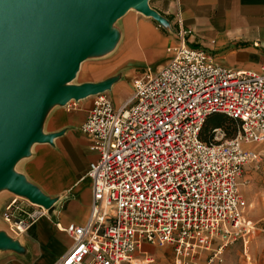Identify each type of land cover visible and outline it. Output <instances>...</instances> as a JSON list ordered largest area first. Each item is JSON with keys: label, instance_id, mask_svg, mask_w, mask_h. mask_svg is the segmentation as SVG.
I'll use <instances>...</instances> for the list:
<instances>
[{"label": "built area", "instance_id": "built-area-1", "mask_svg": "<svg viewBox=\"0 0 264 264\" xmlns=\"http://www.w3.org/2000/svg\"><path fill=\"white\" fill-rule=\"evenodd\" d=\"M189 34L179 31L164 68L135 78L121 105L104 93L94 97L81 125L98 156L86 173L90 215L84 225L64 228L73 245L56 264H155L146 244L171 247L172 264H192L187 256L193 261L199 252H209L211 264L252 228L240 179L261 154L241 145L264 152V63L259 72L216 65L187 45ZM212 115L236 121V134L222 142V128H215L202 140ZM44 213L13 198L4 221L19 235Z\"/></svg>", "mask_w": 264, "mask_h": 264}, {"label": "crops", "instance_id": "crops-1", "mask_svg": "<svg viewBox=\"0 0 264 264\" xmlns=\"http://www.w3.org/2000/svg\"><path fill=\"white\" fill-rule=\"evenodd\" d=\"M181 29L190 31L187 45L204 51L216 65L259 72L264 63V0H146L141 9H127L112 24L108 42L89 51L61 86L80 96L65 102L43 99L31 113L37 139L19 154V178L29 193L14 198L29 201L32 195L42 201L45 213L28 231L0 236V264H56L67 254L73 239L64 228L84 225L92 204L86 173L98 156L81 125L94 97L101 92L115 106L124 103L135 78L164 68L166 49L177 44ZM246 146L261 151V145ZM240 192L248 204L246 220L253 225L243 237L249 236L252 262L257 264V258L264 264V158L245 166ZM151 247L157 248L155 254L149 253ZM170 248L143 247L164 264H169L164 252ZM134 258L141 259L139 252Z\"/></svg>", "mask_w": 264, "mask_h": 264}, {"label": "water", "instance_id": "water-1", "mask_svg": "<svg viewBox=\"0 0 264 264\" xmlns=\"http://www.w3.org/2000/svg\"><path fill=\"white\" fill-rule=\"evenodd\" d=\"M145 1L0 0V58L19 59L24 46L39 44L45 27H51L50 22L57 12L75 26L73 35L79 43L73 49L56 52L53 58L45 54L48 55L46 61L34 63L24 74L10 75L13 90L9 94L8 89L0 93V103H3L0 106V186L6 185L18 195L29 193V188L22 185L7 166L9 157L20 154L28 141L37 139L32 129V111L43 99L65 102L79 97L78 90L61 86L72 78L80 60L89 51L108 42L114 21L132 6L141 9ZM5 74L7 77V73H3V77ZM20 139L26 144L19 150L16 143ZM28 198L33 204H43L32 195Z\"/></svg>", "mask_w": 264, "mask_h": 264}, {"label": "rangeland", "instance_id": "rangeland-1", "mask_svg": "<svg viewBox=\"0 0 264 264\" xmlns=\"http://www.w3.org/2000/svg\"><path fill=\"white\" fill-rule=\"evenodd\" d=\"M225 127L227 130L222 128V133H223V138L221 140L222 142L232 138L236 134V130H237V125L230 126L226 124ZM210 133H211V130H207L205 131L204 135L209 136ZM25 144H26V141L22 139L18 140L16 143V145L18 146V149L21 148V146ZM249 146H252V145H248L246 146V148L248 149L251 148ZM259 153L261 154V161L259 163H261L264 158V152L260 151ZM9 158L10 159L8 160V166H7L8 170L12 174L16 175L17 177H20V175H22L20 172L21 160H22L20 158V155L16 153L15 155L12 156V158L11 157ZM15 196H17V194L11 191L8 186L6 185L0 186V236L2 235L12 236L13 235L12 232L9 230V226L4 221V214H5V205L10 200H12ZM22 201L24 203L29 202L26 200H22ZM29 203H32V202H29ZM41 206L37 205V207H41ZM248 237L247 236L243 237V234L241 235V233H239L237 236L234 237V240L230 239L229 243L223 248L222 253L218 255L216 258H214L211 264H254L252 262L253 261L252 255L254 254L252 253V250L249 246L250 241L247 239ZM246 240H248L247 243H246ZM156 250L157 248L151 247L148 251L151 254H155ZM164 253H165L164 257L168 260L169 264H172L173 249L170 248V250H166ZM256 255L258 256L259 254L257 253ZM195 256H196L195 260L191 261L190 254H189L186 260L190 261L192 264H207L208 260L210 259L209 252H199ZM157 257L158 259L156 260L155 264H164V261L160 258V256H157ZM255 262L259 264L257 261V258L255 259Z\"/></svg>", "mask_w": 264, "mask_h": 264}, {"label": "bare ground", "instance_id": "bare-ground-1", "mask_svg": "<svg viewBox=\"0 0 264 264\" xmlns=\"http://www.w3.org/2000/svg\"><path fill=\"white\" fill-rule=\"evenodd\" d=\"M50 25L51 27H45L43 38L39 44L24 46L19 59H12L9 56L0 58V93L8 89L9 94V91L13 90V85L9 83L10 75L24 74L34 63L46 61L48 55L45 54H51L53 58L56 52L67 51L78 46V40L73 35L75 26L61 12L55 13ZM27 37L31 36L27 34ZM9 39L10 37L6 39V42ZM3 73H7V77L6 74L3 77ZM0 106H3V103H0ZM245 145L253 144L243 143L241 145L242 149H245ZM162 247H165V245Z\"/></svg>", "mask_w": 264, "mask_h": 264}, {"label": "trees", "instance_id": "trees-1", "mask_svg": "<svg viewBox=\"0 0 264 264\" xmlns=\"http://www.w3.org/2000/svg\"><path fill=\"white\" fill-rule=\"evenodd\" d=\"M226 124H228L230 126L231 125H237V122L226 117V116H223V115H212V116H210L204 124L202 134H201L202 140L207 141L209 138V136L204 135L205 131L212 130L215 128H223V129L227 130L225 127Z\"/></svg>", "mask_w": 264, "mask_h": 264}]
</instances>
